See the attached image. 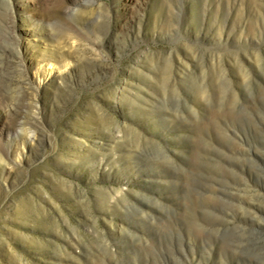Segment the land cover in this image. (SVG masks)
Segmentation results:
<instances>
[{
	"label": "rangeland",
	"instance_id": "obj_1",
	"mask_svg": "<svg viewBox=\"0 0 264 264\" xmlns=\"http://www.w3.org/2000/svg\"><path fill=\"white\" fill-rule=\"evenodd\" d=\"M0 264H264V0H0Z\"/></svg>",
	"mask_w": 264,
	"mask_h": 264
}]
</instances>
